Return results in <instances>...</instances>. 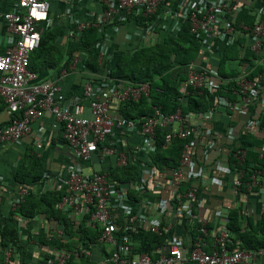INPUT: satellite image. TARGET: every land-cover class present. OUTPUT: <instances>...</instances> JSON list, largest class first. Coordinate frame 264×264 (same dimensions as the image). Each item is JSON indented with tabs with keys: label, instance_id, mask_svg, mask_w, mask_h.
Returning <instances> with one entry per match:
<instances>
[{
	"label": "built area",
	"instance_id": "obj_1",
	"mask_svg": "<svg viewBox=\"0 0 264 264\" xmlns=\"http://www.w3.org/2000/svg\"><path fill=\"white\" fill-rule=\"evenodd\" d=\"M95 1L101 9L99 21H75V28L70 36L74 42H79L84 32L90 28L96 27L102 32L109 26H116V19L118 22H126L129 17H133L143 21L142 28L148 34L156 30L177 31L180 24L189 23L191 34L202 45L199 52L201 57L208 50L218 49L219 46L226 49L241 43V59L245 58L246 53L250 55L245 62L246 67L238 76L223 78L218 72H208L204 67L191 64L188 79L182 84L181 92L186 97L192 89L203 95L206 90L218 91L223 86L225 92L234 98L226 97L220 101L231 120L243 113H251L250 125L262 137L260 160H264L262 0H172L169 3L165 0ZM245 11L254 13L255 22L252 25L238 21V17ZM49 14L48 0H16L11 11L0 13L7 38L6 52L0 55V97L12 116L8 125L0 127V145L15 144L29 136L32 133V124L43 119L46 114L52 115L61 123L63 139L71 150L69 166L56 180L45 177L42 193L64 192L65 195L58 205L60 212L72 222L84 224L85 231L91 229L99 232V237L97 243H93L89 237L86 246L70 251L55 244L54 239L63 244L67 243L64 233L44 229L42 234L53 247L45 253V247L35 239L37 229H42L43 225L38 228L37 220L34 222V229L30 230L26 228V220L19 217L16 226L20 245L6 249L0 245V264H21V258L26 254H37V259L41 257L45 264H68L71 259L80 262L83 258H92L93 250L101 247L106 249L94 264L264 263V249L258 252L230 251L231 232L228 218L210 228L208 220L199 213L198 207L197 215L192 212V208L199 202L200 182L204 180L202 173L207 170V166L199 167L196 161L200 143L207 138L214 140L216 133L194 126L193 116H185L182 109L167 116L160 108L153 107L152 116L134 120L111 113L114 102H119L122 106L127 102L138 103L142 97H149L150 86L129 82L119 84L111 79L109 72L94 73L84 85V98L89 102L91 119L84 116L83 105L66 104L62 83L67 77V70L55 80L39 81L38 74L30 70L31 58L40 48L43 35L41 26L48 22ZM115 29L119 31L117 26ZM103 43L97 46L99 56L102 57L105 54L102 50ZM134 49L135 46L128 51ZM106 61L104 58L98 60L101 67L105 66ZM77 62H73V68ZM259 68L262 72H258ZM112 84L115 86H110ZM200 115L201 119H207L211 118L212 112ZM116 129L137 140L132 150H120L114 140ZM159 129L171 130L165 139V148L177 139L185 142L179 167L170 168L165 173L170 193L169 207L175 208L174 212L179 221L185 219L191 228L194 225L197 228L190 246L171 235L165 246L158 250L159 257L153 259L150 254L135 250L134 236L142 229L162 236V225L150 223L146 216L144 199L134 200L130 196L129 187L143 197L148 191L145 181L158 173L149 155L158 150ZM94 158L102 163L109 158H115L117 168H126L132 161H146V165H142L140 181L124 185L110 181L108 172L86 173L84 165L92 163ZM229 158L233 178L226 189L227 193L235 198H256L264 204V168L259 167L249 175L245 169L248 150L239 144L230 148ZM190 182L192 184L188 186ZM29 194V187L20 186L18 195L9 201L11 212L17 211ZM121 219L124 221L118 223ZM172 230L173 226L167 225L164 232L171 233Z\"/></svg>",
	"mask_w": 264,
	"mask_h": 264
},
{
	"label": "crops",
	"instance_id": "obj_2",
	"mask_svg": "<svg viewBox=\"0 0 264 264\" xmlns=\"http://www.w3.org/2000/svg\"><path fill=\"white\" fill-rule=\"evenodd\" d=\"M50 2V14L48 22H44L41 26L43 34L49 30L61 32L63 35L55 40V44L65 55L64 62L72 55V62L67 70V77L62 83L63 94L66 99V104L75 106L81 104L85 107L84 116L91 119L89 111V102L84 98V85L86 81L92 77L94 72L89 70L84 65L85 53L76 51L74 40L70 37L71 32L75 28V21L78 22H98L101 16V9L95 0H48ZM16 0H0V13L11 11L15 6ZM250 16V15H249ZM254 16V13L250 17ZM134 19V18H132ZM175 24V23H173ZM115 27H107L104 32L107 37L104 40L102 50L104 55L99 56L100 60H107L105 66L112 63L117 52H125L131 47L154 45L161 38L160 34H148L143 29V25H139L135 20L131 22H118L115 20ZM96 28V27H94ZM97 29V28H96ZM175 32V31H168ZM163 35L167 31L162 32ZM141 34V35H140ZM6 30L5 25L0 16V55L6 52ZM102 44V43H100ZM99 44V45H100ZM98 48V47H97ZM226 49L219 46L218 49L208 50L204 57L198 55L196 62L192 63L204 67L208 72H218L220 68V59ZM87 56V55H86ZM110 58V59H109ZM112 58V59H111ZM109 59V60H108ZM77 65L73 68L75 61ZM112 62H111V61ZM110 61V62H108ZM244 59L230 61L227 64V73L232 74L231 77L238 76L246 67ZM64 65V63H63ZM104 66V68H105ZM103 70L96 74H103L108 70ZM190 68V66H189ZM61 71V69H60ZM66 70L59 72L57 67L42 70L36 74L39 76V81L55 80L64 75ZM221 76L220 74H218ZM223 77V76H221ZM229 77V78H231ZM119 84L125 81H116ZM115 84V83H114ZM115 86V85H110ZM209 92V90H206ZM212 107L209 112H197L190 114L193 116L192 124L194 126L202 127L207 130H212L216 133L214 140L203 139L198 150V157L196 159L198 164L203 163L207 166V170L203 175V182H200L201 191L198 196L199 202L197 207L199 213L203 215L209 223V227L213 228L218 223L223 222L229 216V213L240 206H243L252 216L258 215L262 204L256 198L248 199L247 197H233L227 193L226 189L231 185L233 174L230 171L229 150L234 144L242 145L246 135L254 134L255 130L251 127L252 119L251 113H243L236 116L233 120L227 116L223 104L220 102L223 97L218 96V91H210ZM121 105L119 102H114L111 106V113H118L122 116ZM212 112L211 118H202L200 114H208ZM12 116L8 112L5 103L0 97V127H5L11 121ZM63 125L56 121L50 114H46L41 120H37L32 124V133L26 138L15 144L0 145V227L6 223L10 216L11 208L9 201L15 198L19 193V187L14 180V171L23 159L28 157V162L31 157L38 158L44 165V175L39 182L38 187L42 193L45 177H50L51 180H56L60 175L66 172L69 166V159L71 158V150L64 141ZM256 134V133H255ZM114 140L117 146L122 151L132 150L137 143L136 139L129 138L121 130L116 129L114 132ZM246 149V148H245ZM208 152V153H206ZM206 154L207 156H205ZM86 173L91 172H108L116 169L115 158H109L103 163L98 158H94L93 162L84 165ZM143 169V168H141ZM145 181L147 185V193L142 197L145 201L146 216L151 224L171 225L173 226L172 236L176 239L184 241L186 246H190L193 235L191 226H189L185 219L179 221L173 209L169 207L170 193L167 186V176L165 174L156 173L153 178ZM48 192V191H47ZM44 192V193H47ZM38 228L42 224V229H37L36 238L45 248L44 252L51 251L53 247L47 243L40 241L44 229L49 231L64 232L63 228L55 222L47 223L44 218H37ZM37 222V221H36ZM37 227V226H36ZM41 227V226H40ZM27 228V226H26ZM29 232V230H26ZM105 247L94 249V257L99 259L102 256V251ZM38 255L26 254V264H45ZM256 264H264L258 261Z\"/></svg>",
	"mask_w": 264,
	"mask_h": 264
},
{
	"label": "trees",
	"instance_id": "obj_3",
	"mask_svg": "<svg viewBox=\"0 0 264 264\" xmlns=\"http://www.w3.org/2000/svg\"><path fill=\"white\" fill-rule=\"evenodd\" d=\"M166 3L172 0H165ZM264 3V0H262ZM251 11L243 12L239 17V22H245L252 25L255 22V16L250 17ZM250 15V16H249ZM126 20L131 22L135 20L137 24L143 25L141 19ZM156 30V34H160ZM154 45L139 46L133 51L117 52L116 59L112 63H108L105 68L99 65L98 44L103 43L107 38L99 29L90 28L84 32L80 41L74 44L76 51L85 53L84 65L94 73L101 72L103 68L108 70L111 79L114 81H125L135 85L148 84L150 86L149 97H142L138 103L127 102L121 106L122 116L126 119L134 120L141 117H150L153 115V107L161 109L164 115H172L179 109H182L185 116L196 114L197 112H209L212 107L208 91H204L203 95L195 93L192 89L188 96H184L181 92V86L188 79L189 66L196 62L201 50V43L196 40L190 31L189 23H182L179 30L175 32H167ZM63 34L59 31L49 30L42 35L40 48L32 55L30 70L38 73L49 68H56L59 72L68 70L72 62V55L64 62L65 55L55 44V40ZM241 43L237 46L227 47L220 59L219 74L223 78H229L232 74L227 73L226 67L228 62L239 60L241 58ZM248 53L245 54L244 60L249 59ZM64 63V65H63ZM61 69V71H60ZM258 72H262L259 68ZM218 96L230 98L229 93L225 92V88L219 89ZM3 101V100H2ZM4 102V101H3ZM264 120V119H263ZM170 129H159L157 132L158 150L155 154L149 155L158 173L165 174L170 168H177L180 165L184 141L175 140L168 148H165V139L170 133ZM241 145L248 150V158L245 169L251 172L259 167L264 168V160H260V150L262 146V137L258 134H250L245 136V140ZM28 157L22 160L14 171V180L18 187L27 186L30 188V194L26 198L25 203L15 212H11L6 223L0 227V245L3 249L10 246L20 245V236L17 232L16 221L20 217L26 220L27 228L34 229V222L37 218H44L47 223L55 222L63 228L64 240L66 244L55 240V244L60 247H66L72 251L82 246H86V240L90 237L91 241L97 243L99 232L87 230L84 224H76L69 220L66 215L58 209L64 192H47L39 193L34 190L42 180L44 175V165L35 157ZM146 165V161H132L126 168H116L108 171L110 181L131 185L140 181L142 174V165ZM203 167V163L199 164ZM248 177L246 178L247 181ZM192 182L188 183L190 186ZM130 196L134 200H141L142 197L131 187H129ZM1 202V199H0ZM173 211L175 208L173 207ZM193 214L197 215V205L192 208ZM247 210L240 206L229 213L228 228L231 232V242L229 249L231 252L237 250L258 252L264 249V204L256 216L247 214ZM175 213V212H174ZM124 219L118 221L121 223ZM166 224L161 226L163 235L158 236L151 232L140 230L134 236L135 250L139 253H148L153 259L159 257L158 250L163 248L169 240L172 233H165ZM196 225L192 228L195 234ZM211 228V227H210ZM34 232V231H33ZM33 235V233L31 232ZM31 235V236H32ZM195 236V235H193ZM40 241L47 244L50 242L45 235H42ZM96 257L83 258L80 262L71 259L68 264H94ZM25 257L22 256L21 264H26Z\"/></svg>",
	"mask_w": 264,
	"mask_h": 264
}]
</instances>
